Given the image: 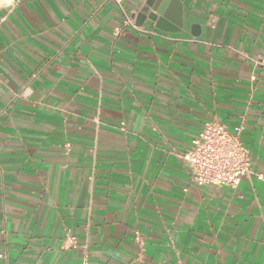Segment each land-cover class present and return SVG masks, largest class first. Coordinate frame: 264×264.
Listing matches in <instances>:
<instances>
[{
  "label": "crops",
  "instance_id": "1",
  "mask_svg": "<svg viewBox=\"0 0 264 264\" xmlns=\"http://www.w3.org/2000/svg\"><path fill=\"white\" fill-rule=\"evenodd\" d=\"M147 1L0 0V264H264V0ZM211 119L236 189L182 158Z\"/></svg>",
  "mask_w": 264,
  "mask_h": 264
},
{
  "label": "built area",
  "instance_id": "2",
  "mask_svg": "<svg viewBox=\"0 0 264 264\" xmlns=\"http://www.w3.org/2000/svg\"><path fill=\"white\" fill-rule=\"evenodd\" d=\"M129 23V21L127 22ZM255 65H264L255 60ZM242 127L231 132L216 119L207 121L191 147L182 156L191 171L192 182L198 186H216L236 189L244 178L253 174L252 156L241 140ZM260 179L263 176H259ZM64 249H79L80 244L67 233ZM82 264H89L85 259Z\"/></svg>",
  "mask_w": 264,
  "mask_h": 264
},
{
  "label": "water",
  "instance_id": "3",
  "mask_svg": "<svg viewBox=\"0 0 264 264\" xmlns=\"http://www.w3.org/2000/svg\"><path fill=\"white\" fill-rule=\"evenodd\" d=\"M178 0H148L137 14L138 24L150 20L164 32H177L183 27V14L178 11ZM169 22H172L171 25Z\"/></svg>",
  "mask_w": 264,
  "mask_h": 264
}]
</instances>
